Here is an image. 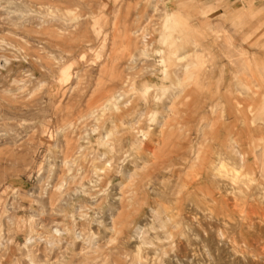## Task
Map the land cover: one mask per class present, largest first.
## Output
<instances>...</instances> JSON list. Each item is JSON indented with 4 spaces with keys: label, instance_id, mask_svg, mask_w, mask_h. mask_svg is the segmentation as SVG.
Segmentation results:
<instances>
[{
    "label": "rangeland",
    "instance_id": "1",
    "mask_svg": "<svg viewBox=\"0 0 264 264\" xmlns=\"http://www.w3.org/2000/svg\"><path fill=\"white\" fill-rule=\"evenodd\" d=\"M247 8L0 0V264H264V21Z\"/></svg>",
    "mask_w": 264,
    "mask_h": 264
},
{
    "label": "bare ground",
    "instance_id": "2",
    "mask_svg": "<svg viewBox=\"0 0 264 264\" xmlns=\"http://www.w3.org/2000/svg\"><path fill=\"white\" fill-rule=\"evenodd\" d=\"M138 40V39H137ZM196 55V54H195ZM191 57H193V56H191ZM196 60H198L197 59V55H196ZM196 61H194V62H189V63H187L186 65H184V67H183V69H181L182 71V75H183V79L181 80L180 79V77H179V79H177V85L179 86V87H181V85H183L186 81L188 82V81H193V80H195V69H196V63H195ZM114 78V77H113ZM183 87V86H182ZM181 87V88H182ZM242 87V86H241ZM240 87V88H241ZM243 88V87H242ZM242 88H241V90H242ZM244 88H247L246 86L244 87ZM244 88H243V90H244ZM249 89V88H248ZM247 90V89H246ZM251 91V90H250ZM244 92V91H243ZM248 92V91H247ZM256 92V91H255ZM258 93V92H257ZM256 95V94H255ZM108 102H110V100L108 101ZM181 107V106H180ZM238 108V107H237ZM239 109V108H238ZM238 111V110H237ZM237 111H236V113H237ZM252 124V123H251ZM252 127V126H251ZM258 141H256V142H260L259 141V138L257 139ZM261 141L263 142V140L261 139ZM234 142V141H233ZM251 142H252V140H251ZM250 142V143H251ZM264 143V142H263ZM252 144V143H251ZM236 145V144H235ZM253 145V144H252ZM257 146V145H256ZM263 146V145H262ZM261 146V147H262ZM264 147V146H263ZM251 148H253V147H251ZM258 148V147H257ZM260 148V147H259ZM256 149V148H255ZM197 158V157H196ZM195 158V159H196ZM220 161V160H219ZM214 170H216V172H217V174H222V173H225V174H227L228 175V177H229V179H230V181L232 182V183H234V182H238V181H240V182H243V181H245V183H249V182H253V179H252V177H251V175L250 174H242L241 173V169H230V170H227L226 169V167L224 166V164H222L221 162H219L218 163V165H217V167H216V169H214ZM243 171V170H242ZM233 185V184H232ZM249 185V184H248ZM253 205V204H252ZM250 213V212H249Z\"/></svg>",
    "mask_w": 264,
    "mask_h": 264
},
{
    "label": "crops",
    "instance_id": "3",
    "mask_svg": "<svg viewBox=\"0 0 264 264\" xmlns=\"http://www.w3.org/2000/svg\"><path fill=\"white\" fill-rule=\"evenodd\" d=\"M245 2L247 3V9H246V14L248 16H255L256 19H261L262 22L264 21V6H261L260 8H258L257 10L253 9V5L252 2L253 0H245ZM263 5H264V0H262Z\"/></svg>",
    "mask_w": 264,
    "mask_h": 264
}]
</instances>
